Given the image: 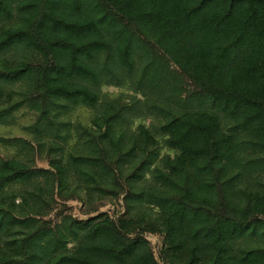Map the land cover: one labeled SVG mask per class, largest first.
Masks as SVG:
<instances>
[{"label": "trees", "instance_id": "1", "mask_svg": "<svg viewBox=\"0 0 264 264\" xmlns=\"http://www.w3.org/2000/svg\"><path fill=\"white\" fill-rule=\"evenodd\" d=\"M20 110L0 264H264V0H0V126Z\"/></svg>", "mask_w": 264, "mask_h": 264}, {"label": "rangeland", "instance_id": "2", "mask_svg": "<svg viewBox=\"0 0 264 264\" xmlns=\"http://www.w3.org/2000/svg\"><path fill=\"white\" fill-rule=\"evenodd\" d=\"M102 94L105 98L116 99L119 95L123 94L122 90L119 89H103ZM94 115L92 110H88L86 108H76L72 110L66 117L69 122L74 124V127L78 125H86L89 123L91 117ZM32 125V117L25 110H20L14 116L13 121L6 126H0V157L2 158H15L17 156L18 145H14L13 143L7 144L4 142L14 141L16 139H23L27 142H30L34 148L36 147L34 143V136L32 129L30 126ZM73 133V131H72ZM73 140H69L67 142V146L73 144ZM66 151V150H65ZM22 157L23 155H19ZM57 156V155H56ZM33 160L36 166L46 167L48 164L47 158L44 154L34 153ZM103 210H108V206L103 207ZM74 212H77L76 206L74 207ZM148 241L152 251L155 256L158 258L159 250L162 243V238L160 236H149Z\"/></svg>", "mask_w": 264, "mask_h": 264}]
</instances>
